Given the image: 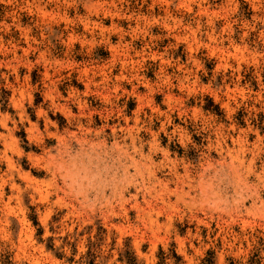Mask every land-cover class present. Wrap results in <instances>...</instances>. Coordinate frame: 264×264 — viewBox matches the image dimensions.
Returning <instances> with one entry per match:
<instances>
[{"label":"rangeland","instance_id":"obj_1","mask_svg":"<svg viewBox=\"0 0 264 264\" xmlns=\"http://www.w3.org/2000/svg\"><path fill=\"white\" fill-rule=\"evenodd\" d=\"M0 264H264V0H0Z\"/></svg>","mask_w":264,"mask_h":264},{"label":"bare ground","instance_id":"obj_2","mask_svg":"<svg viewBox=\"0 0 264 264\" xmlns=\"http://www.w3.org/2000/svg\"><path fill=\"white\" fill-rule=\"evenodd\" d=\"M9 134V133H8ZM6 135V134H5ZM6 152V151H5ZM130 160V159H129ZM4 174V173H3ZM4 180V179H3ZM30 184V183H29Z\"/></svg>","mask_w":264,"mask_h":264},{"label":"trees","instance_id":"obj_3","mask_svg":"<svg viewBox=\"0 0 264 264\" xmlns=\"http://www.w3.org/2000/svg\"><path fill=\"white\" fill-rule=\"evenodd\" d=\"M25 142V141H24Z\"/></svg>","mask_w":264,"mask_h":264}]
</instances>
